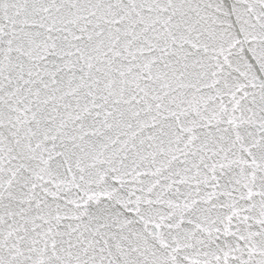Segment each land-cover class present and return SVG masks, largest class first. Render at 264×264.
Instances as JSON below:
<instances>
[{
	"label": "snow or ice",
	"instance_id": "obj_1",
	"mask_svg": "<svg viewBox=\"0 0 264 264\" xmlns=\"http://www.w3.org/2000/svg\"><path fill=\"white\" fill-rule=\"evenodd\" d=\"M0 264H264V0H0Z\"/></svg>",
	"mask_w": 264,
	"mask_h": 264
}]
</instances>
